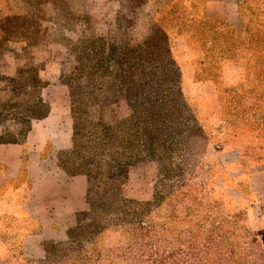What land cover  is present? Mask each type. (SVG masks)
<instances>
[{"label":"rangeland","instance_id":"obj_1","mask_svg":"<svg viewBox=\"0 0 264 264\" xmlns=\"http://www.w3.org/2000/svg\"><path fill=\"white\" fill-rule=\"evenodd\" d=\"M191 4L0 0V19L31 20L1 45L0 141L23 142L49 108L56 140L35 149L34 217L0 218V264H49L46 252L92 228L87 195L110 183L73 151L101 168L133 160L115 204L182 248L234 220V240L264 254V0ZM65 170L82 173L80 190ZM112 224L77 264L121 261L128 238Z\"/></svg>","mask_w":264,"mask_h":264},{"label":"trees","instance_id":"obj_2","mask_svg":"<svg viewBox=\"0 0 264 264\" xmlns=\"http://www.w3.org/2000/svg\"><path fill=\"white\" fill-rule=\"evenodd\" d=\"M191 3L192 1L184 4L186 9H192ZM26 22L30 23L31 20L25 17L0 19V49L3 42L9 41V38L11 39L16 33H22L25 36L26 33L22 30L27 29ZM76 128L75 123L73 125L74 136L77 134ZM72 153L80 161L77 169L82 170V167H87L84 172L85 176L89 177L91 173H94L93 175L98 177L97 175L103 174L110 185L108 191L102 195L96 194L93 198L90 194L87 195L86 200L90 211L98 213L93 219L92 228L69 236L64 252L63 250H59V254L46 252L45 263L77 264L82 262L79 255L83 254V243L94 244L97 242L101 234L103 235V232L109 229L108 223L111 222L113 223L111 228L119 230L128 238L126 243L119 247L118 256H115L121 260L117 264H121L123 259L128 260V264H264V254L257 256L258 244L251 237L248 242H243L245 246H241L237 239L234 240V220L225 224L212 225L200 241L196 242L190 239L185 248L179 245L177 238L170 236L169 229L163 228L162 224L151 223L148 226L145 224L143 226V223L138 220L139 218H133L129 214L131 210L136 212L137 208L133 207L130 210L124 204L120 206L115 204L120 201L115 194L116 183L125 182V168L131 166L134 161L110 156L109 163L105 164L102 167L105 170H102L100 160L85 159L82 160V163V156L75 151ZM65 172L70 176L82 175V173L73 174V172L71 174L67 170ZM188 195L190 199H194L190 193ZM174 214L173 212L172 219L175 217L177 219V215L173 216ZM2 217L5 218V216L0 218ZM235 219L238 220L236 217ZM230 232L233 235L230 236ZM91 251L94 253L97 249L92 248ZM99 252L101 254V250Z\"/></svg>","mask_w":264,"mask_h":264},{"label":"crops","instance_id":"obj_3","mask_svg":"<svg viewBox=\"0 0 264 264\" xmlns=\"http://www.w3.org/2000/svg\"><path fill=\"white\" fill-rule=\"evenodd\" d=\"M149 1L152 5L159 4L160 7H163L166 2L173 0ZM177 1L187 4L186 2H191L192 0ZM52 117L53 112L49 108L45 117L37 122H35V119L31 120L30 128L21 143L0 141V217H34L35 180L37 181L38 178H35V149L43 150L47 143H56L52 135L53 132L50 131L53 130V124L50 122ZM1 135L2 128L0 127V137ZM46 136L53 137V141H49V139L45 138ZM24 167L25 171L22 170ZM77 177H79L77 183H79L78 188L80 190L81 175L73 176L72 178ZM76 195L78 197L79 192ZM27 251L31 253L30 250Z\"/></svg>","mask_w":264,"mask_h":264}]
</instances>
